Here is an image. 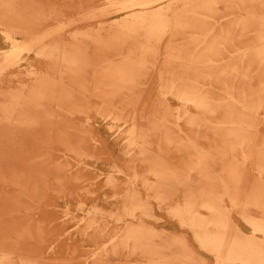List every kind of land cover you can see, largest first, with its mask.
Segmentation results:
<instances>
[{"label":"rangeland","instance_id":"rangeland-1","mask_svg":"<svg viewBox=\"0 0 264 264\" xmlns=\"http://www.w3.org/2000/svg\"><path fill=\"white\" fill-rule=\"evenodd\" d=\"M198 2L181 10L162 45L138 64H120V54L127 52L120 47L108 49L105 56L85 51L79 65L68 62V56L36 69L44 76L33 77L34 89L42 81L37 97L50 118L27 130L36 135L23 151L40 165L36 186L30 195L7 200L14 209L0 211V225L11 227L15 212L32 214L44 201L62 228L87 227L86 221L94 220L92 227L114 231L124 220H134L145 232L153 229V239L162 238L158 232L185 239L193 249L187 264H226L218 257L226 235L264 248L259 228L264 224V0ZM75 4L79 15L68 19L62 29L67 33L111 19L105 16L108 0ZM193 9L201 12L191 16ZM216 40L218 48L210 49ZM116 68L121 70L113 73ZM218 74L219 84L217 78L214 85L207 80ZM33 75L19 83L27 86ZM9 247L0 240V257H9L11 264L23 262L19 256L24 254ZM68 248L64 262L48 264L119 262L98 258L89 245ZM168 252L164 247L155 259L160 262ZM141 254L155 260L148 249ZM133 255L122 264H153Z\"/></svg>","mask_w":264,"mask_h":264},{"label":"bare ground","instance_id":"bare-ground-1","mask_svg":"<svg viewBox=\"0 0 264 264\" xmlns=\"http://www.w3.org/2000/svg\"><path fill=\"white\" fill-rule=\"evenodd\" d=\"M42 1H48L49 4L44 6ZM91 1L96 3L98 0ZM116 1L119 4L113 5L112 3H116ZM157 1L159 0H108L109 7L104 9H108L105 16L111 17L109 21L102 23L101 20L103 19L101 18L98 24H92L91 28L88 26V29L81 31V33L78 31L68 32L71 33L69 36L67 30L63 31L62 29L69 21L68 19H76L78 17L76 15H79L78 6L76 4L74 6L75 0H65L61 1L62 3L58 0H0V211H4V209L13 210L12 198L13 200L16 199L14 197L19 194L30 195V188L36 186L34 179H36L40 165H37L33 157L23 152L30 142H34L33 138L36 135L32 136L27 130L31 128V125L41 126L46 122L45 120L50 119L43 114L44 109L41 108L37 97L42 81L37 83L40 89H34L35 80L39 76L41 78L44 76L36 69L43 66L49 67L52 63L56 64L55 58L68 56L70 58L68 62L79 65L82 61H79L80 55L84 54L85 51L105 56L108 54V49L116 50L120 47H124L127 51L123 55L120 54L122 57L120 64H138L142 56L150 49H156L162 45V38L165 35L167 37L173 30V20L183 14L181 10L190 6L194 8L201 3L198 2L199 0H163L166 3L149 8ZM145 5L148 8L145 9ZM42 6L46 8L44 9ZM60 6H65L68 10L64 9L62 12ZM197 12L200 13L201 11L196 9L189 11L191 16L198 15ZM64 19H66L65 22ZM217 42V40L214 41L210 45V49L218 48ZM163 43L165 45V40ZM120 70L116 68L112 72ZM29 74L34 75L30 77L27 86H22L19 83L21 82L20 78L29 76ZM33 77H35L34 81L32 80ZM213 78L218 79L217 84L220 83L219 74L212 77L210 75L207 80L213 81ZM14 79H17L15 83ZM31 81L32 83L29 84ZM211 84L214 85V81ZM195 98L202 102V98L197 96ZM53 119L54 123L56 122L55 128L58 130L61 126L59 120L57 121V117ZM37 137L39 138V136ZM255 139L257 140V137ZM246 173L248 172L246 171ZM35 174L36 176H34ZM165 175L169 176L166 171ZM246 185L243 184V186ZM258 187L256 186V188ZM252 188L254 189V186ZM248 190L250 189L248 188ZM242 192L244 191L242 190ZM7 200H11L10 203ZM46 204L48 205L42 201L41 207L36 209L38 211L34 210L29 215L25 213L24 216H27L25 218L20 212H15L9 220L11 227L0 225V240L7 241L12 252L23 253L25 256H19V258L24 259L19 264L28 262V264H48L53 259L62 261L68 256V247L77 243L89 245L91 247L89 251L93 249V254L98 258L111 256L113 259H117L118 264H122L121 261L124 260L128 261L127 258L131 254L136 255H133L134 258L141 260L140 257H143L153 264H187V261L193 256V249L187 245L185 239H175L164 232H158L162 235L161 239H153L156 232L153 229H147L148 231L145 232L141 228L143 226L134 220L126 222L124 220L119 226L120 228L114 229V231L92 227L91 221H93L92 224L96 223L94 220L86 221L89 225L87 227L78 225L74 228H62L55 221L56 217L48 206H45ZM32 218L39 220L33 221ZM24 219L26 226H23ZM46 221L51 223V232L46 227ZM196 227L197 223H195L194 228ZM259 228L264 232V224ZM49 232L51 234H48ZM194 232L198 234L199 231ZM198 237L200 241L203 240L201 234H198ZM256 245L258 244L256 243ZM256 245L246 238L226 235L218 254L219 260L226 264H258L263 262L264 248L261 245L254 247ZM140 247L142 251L148 249L154 259L161 257V250L166 247L169 250L168 254L165 255L167 259L164 255H162L164 258L160 262L156 259L146 258L141 254ZM126 248L130 249L126 251ZM10 256L12 258V255ZM168 259H174V263L169 262ZM8 261L11 264L9 257L6 259V256L1 255L0 263L7 264ZM14 261L12 260V263L16 262ZM61 261L58 260L56 264L58 262L61 264ZM73 261L75 260L73 259ZM92 261L82 264H94Z\"/></svg>","mask_w":264,"mask_h":264}]
</instances>
